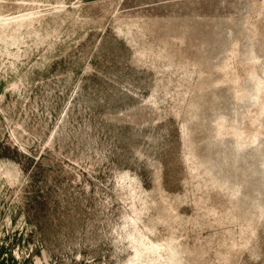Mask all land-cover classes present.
Wrapping results in <instances>:
<instances>
[{"label": "rangeland", "instance_id": "374dc122", "mask_svg": "<svg viewBox=\"0 0 264 264\" xmlns=\"http://www.w3.org/2000/svg\"><path fill=\"white\" fill-rule=\"evenodd\" d=\"M0 264H264V0H0Z\"/></svg>", "mask_w": 264, "mask_h": 264}]
</instances>
